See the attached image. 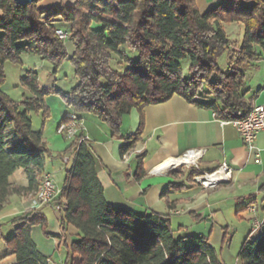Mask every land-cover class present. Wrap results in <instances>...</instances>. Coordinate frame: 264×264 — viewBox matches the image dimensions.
I'll use <instances>...</instances> for the list:
<instances>
[{"label":"trees","instance_id":"trees-1","mask_svg":"<svg viewBox=\"0 0 264 264\" xmlns=\"http://www.w3.org/2000/svg\"><path fill=\"white\" fill-rule=\"evenodd\" d=\"M0 11V210L11 194L38 190L45 158L62 160L69 155L70 166L56 198L60 242L66 250L63 264H224L204 235L174 234L175 202L167 197L180 193L184 184L169 183L161 190L166 213L111 205L97 177L90 142L80 141L83 133L54 155L42 130L33 128L31 114L40 113L44 123L49 117L45 97L57 94L77 120L95 116L112 137L123 139L121 155L140 140L143 109L173 95L211 109L218 120L236 119L239 111L252 107L245 98L247 71L264 60V0H221L202 13L195 0H74L49 7L39 5V0H0ZM233 22L242 25L240 40L230 39L226 32L225 25ZM61 27L74 46L69 58L65 42L55 33ZM22 54L48 61L53 73L68 60L76 83L68 91L44 89L38 73L27 69L19 79L21 97L13 99L3 90L4 65L21 63ZM114 56L124 66L114 67ZM184 59L189 61L188 77L180 65ZM133 108L139 112L138 127L123 138L122 120ZM64 120L66 116L59 123ZM143 159L137 156V179L145 175ZM19 167L25 168L26 186L9 182ZM197 174L192 167L186 181L195 183ZM12 222L17 225L6 242L16 255L15 264H49V257L39 253L31 239L34 225L46 227L39 210H28ZM69 225L80 235L66 244ZM237 258L241 264H264V234L243 240Z\"/></svg>","mask_w":264,"mask_h":264},{"label":"crops","instance_id":"crops-1","mask_svg":"<svg viewBox=\"0 0 264 264\" xmlns=\"http://www.w3.org/2000/svg\"><path fill=\"white\" fill-rule=\"evenodd\" d=\"M220 1L206 0L205 10ZM65 46L67 58H69L74 46L70 41L65 42ZM20 59L21 63L26 64L30 69H35L36 63L41 61L39 57L28 54H22ZM246 80L247 102L251 106L264 103V60L247 71ZM40 86L50 87L51 83L46 85L40 83ZM69 111L71 110L67 108L65 113ZM63 116L61 115V118ZM139 119V112L135 108L131 109L122 120L119 135L126 138L133 134L138 127ZM81 127V132L89 140L91 151L97 160V177L109 204L138 212L151 210L166 213L168 212L167 204L161 197V190L169 183H181L186 188L180 193L170 194L167 197L175 202V209L170 213L176 236L204 235L208 226L207 238L215 247L227 233L222 231V227L231 228L221 211L224 205H228L227 216L233 209L239 220L249 223L243 240L258 238L264 234L259 229L258 234L250 235L253 218L263 221L264 225V189H261L264 185V130L257 134L254 148L248 150L231 123L221 124L211 109L195 105L178 95H173L163 102L150 104L143 109V129L140 140L135 148L122 155L119 149L125 141L112 137L108 127L95 116L83 115ZM42 138L43 141L46 140L43 133ZM48 148L51 150L50 147ZM191 149L204 150L198 160L200 169L209 172L220 163L226 162L233 169L232 179L216 187L205 189L198 183L186 181L188 171L191 169L189 165L166 166L171 161L183 158L182 155ZM138 155L144 156L145 175L140 179L134 176ZM255 155H258L259 162L254 161ZM189 157H187L188 160ZM47 158L52 161L47 162ZM47 158H45L43 173L50 175L60 188L65 169L68 168L67 165L71 162L72 156H65L58 165L54 163L57 158ZM180 163L182 161L176 164ZM9 182L12 185L26 186L25 168H17L9 177ZM29 196V194H11L0 210V264L16 262V255L10 251L6 241L14 234L17 225L12 220L33 209L30 204L34 201ZM249 205L256 206L255 213L247 210ZM259 207L262 209L261 212ZM37 210L45 217L46 227L34 225L31 228V239L37 251L49 257V264H63L66 250L60 247L61 232L58 213L48 205H43ZM177 217L178 220L172 222ZM197 223L203 226L200 227ZM193 228L198 229L196 234H189L187 231ZM79 235V231L69 225L64 236L66 244L77 239ZM220 256L224 264H241L237 258V252L232 254L223 251ZM78 260L79 257L75 255V261Z\"/></svg>","mask_w":264,"mask_h":264},{"label":"rangeland","instance_id":"rangeland-1","mask_svg":"<svg viewBox=\"0 0 264 264\" xmlns=\"http://www.w3.org/2000/svg\"><path fill=\"white\" fill-rule=\"evenodd\" d=\"M71 1L72 0H39V5H41L43 7L58 6L61 4L66 5V4L70 3ZM195 2H196V6H197L198 10L202 13L205 10L204 3L206 2V0H197V1L195 0ZM0 14H1V11H0ZM59 29L65 31L67 33V37L65 39H62V40L64 42L69 41L68 40V32L63 27H61ZM225 29H226V32H227L230 39L240 40V38L242 36V32H243L242 25L240 23L233 22L230 24H226ZM122 48L124 49V51L128 52V54L133 59L136 58V53L129 51L125 46H123ZM118 60H119V58L117 56H114L113 66L116 68H119L120 65L124 66L123 63H118ZM20 61H21V59H20ZM36 64L37 65H36L35 69H30L24 63L14 64L11 62H6L4 65L5 83L3 85V90L6 93H8L13 99H20L21 89L19 87V79H20V76L22 74H24V72L27 69L35 70L38 73L39 83H41L43 85L51 83L50 87H43L42 86V88H44V89L55 88V89H60L61 91H68L76 83V79H75L74 74H73V68L70 65L68 60L63 62V64L57 68L55 73L52 72V66L50 65V63L48 61L41 60L39 63H36ZM188 64H189L188 59H184V60L180 61L182 73H183V76H185V77L189 76L188 69H187ZM225 65H226V55H222L220 60H219V66L223 69V68H225ZM45 102H46L47 106L49 107V117L45 120V122L44 123L42 122V115L40 113H32L31 118H32V122H33V128L38 129V130H42V133L46 138V140H45L47 142L46 145L51 148L52 154L55 155V154L59 153L63 148L68 146L71 142L70 140L65 139L64 137L57 134V132H56V127L60 121L61 115H64V117H65V114H66L65 110L67 108H66V105L64 104L63 100L61 99V97L57 94L47 95L45 97ZM70 112H72V111H70ZM80 133H81V131H80ZM50 161H52V160L50 158H47V162H50ZM54 163L56 165H58L60 163V160L55 159ZM69 165H70V162L68 163L67 167H69ZM184 165L186 166L189 164L182 163V164H176L175 166L176 167H181V166L184 167ZM189 167L190 168L193 167L196 169V167H194L192 165H189ZM211 171H213V170H211ZM211 171H209V172H211ZM46 176L49 177V175H45L44 178ZM194 181H195V179H194ZM195 183H198V182L195 181ZM205 189H207V188H205ZM30 194H32V193H29V195ZM29 198H30V196H29ZM227 208H228V205H224L221 208V211L224 213L223 214V215H225L224 217L229 221L228 223H229V226L231 228L226 227V226L222 227V231H225L227 233H225V235L222 237V240L215 246L216 250L218 251L219 257H221L220 255L223 251L228 252V253H232V254H235V252H238L240 245H241V242H242L244 236L246 235V228L249 227V223H247V221L239 220V218L236 217L233 209H232L231 214L229 216H227V213H226ZM256 209L257 208L255 206V211H256ZM55 211L58 212L57 210H55ZM261 211H262V209L259 207V212H261ZM252 213H255V212H252ZM176 220H178V217L174 218L172 220V222L173 221L175 222ZM255 220H257V219L253 218L252 226H253V223L255 222ZM197 224H199L200 227L203 226L202 224L200 225V223H197ZM196 228L195 229L194 228L189 229L187 232L189 234H192V233L196 234L195 232H196V230H198ZM208 228L209 227L207 226V231L204 234L205 237L209 236ZM259 229H260V232L264 233V225L262 226V228H259ZM259 229L254 230V228H253V230H252V228H251L250 235L251 234H258ZM60 247H62V249L64 248L62 245ZM221 248H222V250H221ZM220 260H221V258H220Z\"/></svg>","mask_w":264,"mask_h":264},{"label":"built area","instance_id":"built-area-1","mask_svg":"<svg viewBox=\"0 0 264 264\" xmlns=\"http://www.w3.org/2000/svg\"><path fill=\"white\" fill-rule=\"evenodd\" d=\"M56 34L60 39H65L67 33L61 29H57ZM70 112V111H69ZM221 124L231 123L238 131L244 146L251 150L254 148V142L257 134L264 130V103L256 104V110L251 113L250 118L244 121H231V120H219ZM82 131L81 120H77L73 112H71V120L61 121V125H57L56 132L67 140H72L78 133ZM83 136L81 140L85 139ZM203 149H191L185 152L182 156L187 154L190 155V159L187 164L196 167L198 174L194 177L195 181L198 182L204 188L216 187L220 183L229 182L232 179L233 169L226 163H220L213 171L207 172L202 170L198 166V160L202 156ZM255 162H259L258 155H255ZM60 188L55 184L52 178L47 177L45 191L42 192V197L39 200L34 201L30 204L31 208H39L43 205L50 206L53 210H59L56 198L59 194ZM249 212H255V205H249L247 207ZM263 224V221L257 219L253 223L252 230L259 229Z\"/></svg>","mask_w":264,"mask_h":264},{"label":"bare ground","instance_id":"bare-ground-1","mask_svg":"<svg viewBox=\"0 0 264 264\" xmlns=\"http://www.w3.org/2000/svg\"><path fill=\"white\" fill-rule=\"evenodd\" d=\"M254 110H256V105L252 106L251 109L248 111V112H242V111H239L237 113V118L236 119H233L231 121H244V120H247L248 118H250V115L251 113H254ZM67 120H71V113L70 112H67L65 114ZM58 125H61V123H59ZM190 156L189 154L185 155V156H182L183 158L179 159V160H174V161H171L169 163L166 164V166H171V165H176V163H178V161H182V163H187L188 161L187 160V157ZM190 159V157H189ZM185 161V162H183ZM180 163V164H182ZM47 177L46 176L42 183L40 184V187L38 188V190H36L34 193L30 194V197H31V200L33 201H36V200H39V198L42 197V192L45 191V186H46V181H47Z\"/></svg>","mask_w":264,"mask_h":264},{"label":"water","instance_id":"water-1","mask_svg":"<svg viewBox=\"0 0 264 264\" xmlns=\"http://www.w3.org/2000/svg\"><path fill=\"white\" fill-rule=\"evenodd\" d=\"M17 4H27L35 0H13Z\"/></svg>","mask_w":264,"mask_h":264},{"label":"flooded vegetation","instance_id":"flooded-vegetation-1","mask_svg":"<svg viewBox=\"0 0 264 264\" xmlns=\"http://www.w3.org/2000/svg\"><path fill=\"white\" fill-rule=\"evenodd\" d=\"M200 168V167H199Z\"/></svg>","mask_w":264,"mask_h":264}]
</instances>
